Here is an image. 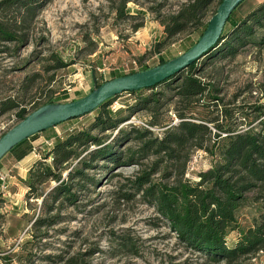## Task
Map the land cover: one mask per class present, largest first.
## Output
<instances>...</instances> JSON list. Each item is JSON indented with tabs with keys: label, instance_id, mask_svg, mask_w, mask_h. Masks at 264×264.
I'll return each mask as SVG.
<instances>
[{
	"label": "rangeland",
	"instance_id": "374dc122",
	"mask_svg": "<svg viewBox=\"0 0 264 264\" xmlns=\"http://www.w3.org/2000/svg\"><path fill=\"white\" fill-rule=\"evenodd\" d=\"M4 1L0 0V22L10 24L15 13L1 5ZM190 1H43L34 20L18 28L20 40H0V107L10 100L32 113L44 104L71 103L87 96L96 83L152 69L161 59L169 61L183 55L203 30H188L168 41L161 22ZM262 1L245 0L233 17L240 20ZM217 8L218 0L204 23L210 21ZM199 62L204 70L199 78L217 92L204 95L200 104H215L218 108L212 110L223 114L232 111L239 119L256 116L248 106H264V48L249 46L235 58ZM164 89L161 86L154 90L161 100L157 107L151 105L148 109L141 100L151 92L117 96L107 108L113 119L123 121L117 129L94 128L98 122L95 110L35 136L30 139L32 145L25 142L13 150L19 164L12 156L0 164V172L9 182L6 193L0 189V264H264V252L233 263L208 260L179 241L143 193L133 192L132 182L143 172H150L160 156L127 161V149L136 151L141 145L129 131L146 129L151 134L149 139H161L179 122L175 109L180 105L175 92ZM213 97L219 100L212 101ZM19 109L0 111V137L18 124L15 115ZM193 111L200 116L207 113L200 105ZM82 131H90L103 142L102 147L111 146L123 163L102 158L91 162V154L101 147L90 146L89 150L78 151L80 155L68 164L54 169L62 185L76 195L74 203L53 200L51 192L61 184L54 179L37 186V192L27 198V183L37 164L52 165V161L45 160L49 150ZM26 145L25 152L18 155V149ZM216 160L203 150H194L184 178L195 183ZM77 171L82 175L78 176ZM168 177L160 169L152 182L174 183ZM36 195L43 197L37 199ZM255 213L254 208L244 210L241 223L247 225ZM51 219L55 220L53 225H43L42 221ZM127 240L132 246H124ZM235 240L236 234H232L229 244Z\"/></svg>",
	"mask_w": 264,
	"mask_h": 264
},
{
	"label": "trees",
	"instance_id": "16d2710c",
	"mask_svg": "<svg viewBox=\"0 0 264 264\" xmlns=\"http://www.w3.org/2000/svg\"><path fill=\"white\" fill-rule=\"evenodd\" d=\"M43 1L47 0L4 1L1 5L9 10L12 9L11 11L15 14L10 24L0 22V40L7 42L20 40L17 37L18 28H23L34 20ZM222 1L218 0V7ZM216 2L217 0H191L184 4L177 14L161 22L166 39L169 41L188 30L195 32L203 30L202 35L209 23V21L205 23L204 21L210 8ZM235 11L228 20L218 43L204 55L203 60L235 58L249 46L264 48V1L256 5L240 20H235L233 17ZM196 43H192L185 53ZM169 61L161 59L159 65ZM199 63V61L196 62L185 71L155 87L124 93L136 95L151 92L149 96L142 97L141 100L143 106L148 109L151 105L157 107L161 100L160 94L155 93L154 90L165 86L164 92L174 91L175 98L178 99L177 104L180 105L175 109L178 124L166 130L161 139H149L151 134L146 129H131L128 134L133 135L132 138L141 145L136 151L127 149L125 157L127 161L134 163L139 162L140 158L160 156L159 161L153 162L150 172H143L132 182L133 192L144 194L143 198L156 208L179 241L188 248L204 255L212 262L233 263L264 252V112H262L264 106H248L251 113L256 116L252 119L249 116L239 119L234 117L232 111H226L223 114L218 112V109L212 110V107L218 108L215 104L207 106L200 104L204 95H213L217 92L212 85L204 83L199 78L204 71ZM149 69H143L141 72ZM132 74L135 73L129 75ZM102 84L96 83L93 90ZM114 99L116 97L108 100L96 110L98 122L94 128L102 127L103 131L117 129L123 122L116 121L107 112V108ZM218 100L216 97L212 99V101ZM199 105L203 112H207L203 116L195 115L193 111ZM19 108L20 106L15 102L8 100L2 103L0 111L6 113ZM29 113L24 108L19 109L15 115L18 123L24 120ZM243 126L246 129H243ZM93 145L101 148L91 154V162L102 158L115 164L123 163L120 155L112 153L111 146L102 147L103 142L93 137L90 131L76 133L49 150L45 160L52 161V165L37 164L36 171L30 174L27 183L30 190L27 198L35 191L37 192V186L45 184L49 179L61 183L60 175L54 174L55 167L68 164L70 160L80 155L78 151L89 150ZM194 150H203L217 157L211 169L199 174L195 183L184 178L186 165ZM135 158L138 159L135 160ZM85 166L89 165L85 164ZM160 169L165 176L169 174L168 178H171L174 183L170 185L153 183L152 176ZM173 172L178 173L174 176L171 174ZM76 174L82 175L80 171ZM51 196L56 202L63 199L74 203L76 198V195H72L71 188L62 183L52 190ZM42 197L43 195H36L35 198ZM248 208H254L256 213L247 225H244L241 223V214ZM42 222L44 226L51 222L53 225L55 220ZM232 234H236V240L233 244H229V237ZM128 245L132 246L127 240L124 246Z\"/></svg>",
	"mask_w": 264,
	"mask_h": 264
},
{
	"label": "water",
	"instance_id": "95a60500",
	"mask_svg": "<svg viewBox=\"0 0 264 264\" xmlns=\"http://www.w3.org/2000/svg\"><path fill=\"white\" fill-rule=\"evenodd\" d=\"M245 0H223L197 43L183 55L155 68L103 83L87 96L63 105H45L0 137V162L19 144L70 120L93 113L102 104L124 93L155 87L200 61L215 47L232 13Z\"/></svg>",
	"mask_w": 264,
	"mask_h": 264
},
{
	"label": "built area",
	"instance_id": "2783aa9c",
	"mask_svg": "<svg viewBox=\"0 0 264 264\" xmlns=\"http://www.w3.org/2000/svg\"><path fill=\"white\" fill-rule=\"evenodd\" d=\"M9 188V182L7 180V176L0 172V189L1 192L4 194L7 192Z\"/></svg>",
	"mask_w": 264,
	"mask_h": 264
},
{
	"label": "crops",
	"instance_id": "0c3cea01",
	"mask_svg": "<svg viewBox=\"0 0 264 264\" xmlns=\"http://www.w3.org/2000/svg\"><path fill=\"white\" fill-rule=\"evenodd\" d=\"M27 142H30V144L32 145V142H31V140H28V141H26V143ZM25 144V143H24ZM29 144V143H28ZM30 144H29V146H30ZM28 145H26V146H24V147H21L20 149H18V150H20L19 152H18V155L20 154V156L25 152V150H26V148L25 147H27ZM16 149V148H15ZM8 156H12V159H13V161H15V163H18L19 161L17 160V158H19L17 155H15V153H13V151L8 155ZM7 156V157H8ZM7 157H5L4 158V160L7 158ZM3 160V161H4ZM2 161V162H3ZM1 162V163H2ZM0 163V164H1ZM32 163H34V162H32ZM19 164V163H18ZM17 165V164H16Z\"/></svg>",
	"mask_w": 264,
	"mask_h": 264
}]
</instances>
